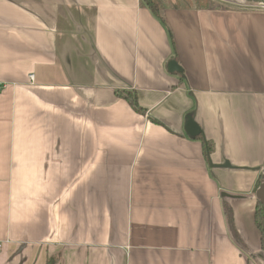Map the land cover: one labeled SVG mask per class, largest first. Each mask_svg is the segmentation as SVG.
Segmentation results:
<instances>
[{
	"label": "crops",
	"instance_id": "1",
	"mask_svg": "<svg viewBox=\"0 0 264 264\" xmlns=\"http://www.w3.org/2000/svg\"><path fill=\"white\" fill-rule=\"evenodd\" d=\"M0 84V264H264V9L0 0Z\"/></svg>",
	"mask_w": 264,
	"mask_h": 264
},
{
	"label": "trees",
	"instance_id": "2",
	"mask_svg": "<svg viewBox=\"0 0 264 264\" xmlns=\"http://www.w3.org/2000/svg\"><path fill=\"white\" fill-rule=\"evenodd\" d=\"M197 1L198 8H219L216 6L212 0H192ZM141 2L147 6L154 14H157L158 11L162 8H188L182 5V2H189L187 0H141ZM195 4V3H194ZM126 100L131 104V106L139 110V107L136 103L135 95L134 94H127L124 95ZM205 144L206 150H210L212 143L210 141H203ZM255 223L257 227L260 229L261 232V249L264 251V206L257 201L256 208H255Z\"/></svg>",
	"mask_w": 264,
	"mask_h": 264
},
{
	"label": "rangeland",
	"instance_id": "3",
	"mask_svg": "<svg viewBox=\"0 0 264 264\" xmlns=\"http://www.w3.org/2000/svg\"><path fill=\"white\" fill-rule=\"evenodd\" d=\"M187 1L189 2H182V5H184V7H188V8L200 7V6H197L198 5L197 1L196 2L192 0H187ZM212 2L216 6H218L220 9H225V8L254 9V10L264 9V0H212ZM219 8H215V9H219ZM30 76L32 77V75H29V78H31ZM0 87H1V90H0V93H1L4 89V84H0ZM260 238H261V232H260Z\"/></svg>",
	"mask_w": 264,
	"mask_h": 264
},
{
	"label": "water",
	"instance_id": "4",
	"mask_svg": "<svg viewBox=\"0 0 264 264\" xmlns=\"http://www.w3.org/2000/svg\"><path fill=\"white\" fill-rule=\"evenodd\" d=\"M168 70L170 72L174 71H180V67L177 65L176 61L171 60L168 63ZM185 130L187 134L191 136L198 135L200 133V129L198 125L193 121V119H188L185 124ZM255 197L257 201H259L264 206V172L261 176L260 182L258 184V187L255 191Z\"/></svg>",
	"mask_w": 264,
	"mask_h": 264
},
{
	"label": "built area",
	"instance_id": "5",
	"mask_svg": "<svg viewBox=\"0 0 264 264\" xmlns=\"http://www.w3.org/2000/svg\"><path fill=\"white\" fill-rule=\"evenodd\" d=\"M30 77H31V76H30ZM30 79H32V77H31ZM0 90H1V87H0Z\"/></svg>",
	"mask_w": 264,
	"mask_h": 264
}]
</instances>
